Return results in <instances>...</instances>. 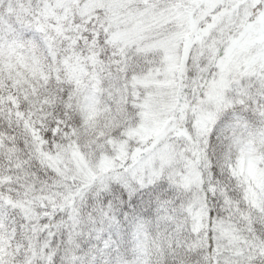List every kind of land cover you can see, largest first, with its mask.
I'll use <instances>...</instances> for the list:
<instances>
[{
    "label": "snow or ice",
    "instance_id": "6c2138e0",
    "mask_svg": "<svg viewBox=\"0 0 264 264\" xmlns=\"http://www.w3.org/2000/svg\"><path fill=\"white\" fill-rule=\"evenodd\" d=\"M0 264H264V0H0Z\"/></svg>",
    "mask_w": 264,
    "mask_h": 264
}]
</instances>
